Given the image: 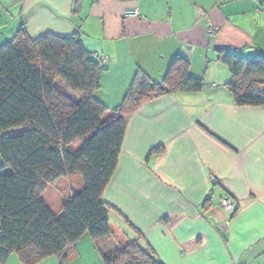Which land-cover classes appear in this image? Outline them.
Instances as JSON below:
<instances>
[{"label": "crops", "instance_id": "1", "mask_svg": "<svg viewBox=\"0 0 264 264\" xmlns=\"http://www.w3.org/2000/svg\"><path fill=\"white\" fill-rule=\"evenodd\" d=\"M127 8L139 16L123 17ZM22 24L30 38L80 32L92 55L107 56L97 97L108 108L137 71L160 82L184 58L203 87L159 96L130 116L103 193L110 225L123 238L138 231L163 264H264V106L235 104L218 58L219 49L264 54V0H0V41ZM61 178L44 193L54 211L81 185ZM5 264L22 263L12 253ZM68 264L103 263L84 235Z\"/></svg>", "mask_w": 264, "mask_h": 264}, {"label": "trees", "instance_id": "2", "mask_svg": "<svg viewBox=\"0 0 264 264\" xmlns=\"http://www.w3.org/2000/svg\"><path fill=\"white\" fill-rule=\"evenodd\" d=\"M218 52L230 71L225 87L235 104L264 106V54ZM105 65L77 31L30 38L22 24L0 46V264L12 253L22 264L50 256L68 264L84 235L103 264H163L140 243L138 231L134 239H121L112 229L103 193L130 116L159 96L200 91L203 82L177 57L160 82L137 71L122 101L108 108L97 97ZM61 177L81 185L53 211L44 193Z\"/></svg>", "mask_w": 264, "mask_h": 264}, {"label": "built area", "instance_id": "3", "mask_svg": "<svg viewBox=\"0 0 264 264\" xmlns=\"http://www.w3.org/2000/svg\"><path fill=\"white\" fill-rule=\"evenodd\" d=\"M122 15H123V17H138L139 12H138L137 8H127L123 11ZM210 31H211V29H210ZM100 61L102 63H105L108 61V57L107 56H101ZM220 205L227 212H233V210H234L233 202L228 197L222 198L220 200Z\"/></svg>", "mask_w": 264, "mask_h": 264}, {"label": "rangeland", "instance_id": "4", "mask_svg": "<svg viewBox=\"0 0 264 264\" xmlns=\"http://www.w3.org/2000/svg\"><path fill=\"white\" fill-rule=\"evenodd\" d=\"M4 35H5V31H3V32L0 31V39H3L4 38ZM5 42H7V41H0V46L2 44H4ZM77 146H78V144H75V145L72 146V148H77ZM63 180H64V178H59L58 181L63 182ZM47 197L49 198V196H44V199L48 202V199H46ZM48 204H49V202H48ZM49 205L51 206L52 210L54 211L55 209H54V207H52L53 205H51V204H49ZM121 239H123V236H121ZM105 245H108V244H105Z\"/></svg>", "mask_w": 264, "mask_h": 264}]
</instances>
